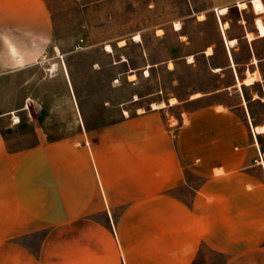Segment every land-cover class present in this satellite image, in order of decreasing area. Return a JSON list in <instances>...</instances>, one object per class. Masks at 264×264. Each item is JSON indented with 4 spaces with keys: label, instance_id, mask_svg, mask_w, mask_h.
Listing matches in <instances>:
<instances>
[{
    "label": "crops",
    "instance_id": "1",
    "mask_svg": "<svg viewBox=\"0 0 264 264\" xmlns=\"http://www.w3.org/2000/svg\"><path fill=\"white\" fill-rule=\"evenodd\" d=\"M53 35L43 0H0V264H200L204 248L219 264H264L263 59L250 47L241 70L213 67L226 85L100 129L55 127L29 108L53 81L40 60ZM28 108L32 139L9 149L3 124Z\"/></svg>",
    "mask_w": 264,
    "mask_h": 264
},
{
    "label": "rangeland",
    "instance_id": "2",
    "mask_svg": "<svg viewBox=\"0 0 264 264\" xmlns=\"http://www.w3.org/2000/svg\"><path fill=\"white\" fill-rule=\"evenodd\" d=\"M43 1L52 15L54 35L47 58L40 60L44 65L49 62L54 77L46 85L39 80L38 100L29 104L31 112L39 113L40 124L56 127L80 119L100 129L152 102L172 97L178 101L226 85L231 80L229 71L214 72L213 67H222L230 58L239 70L253 56L261 57L264 64V37H257L254 25L257 17L264 23V0ZM240 2L245 6L239 7ZM222 6L228 10L218 14L216 8ZM175 21L180 30H174ZM246 31L252 32L253 41L243 37ZM226 37H236L230 55ZM106 44L112 51L105 50ZM208 47L211 54L205 53ZM38 73L43 74L41 67ZM1 81L12 91L20 87V77L13 74ZM15 96L8 92L5 106L16 104ZM252 107L261 118L263 105L253 102ZM29 108L23 115L15 113L16 122L12 115L3 124L9 149L32 139L35 123ZM197 259L200 264H219L221 258L204 248Z\"/></svg>",
    "mask_w": 264,
    "mask_h": 264
},
{
    "label": "bare ground",
    "instance_id": "3",
    "mask_svg": "<svg viewBox=\"0 0 264 264\" xmlns=\"http://www.w3.org/2000/svg\"><path fill=\"white\" fill-rule=\"evenodd\" d=\"M238 5H239V7H244L245 3L244 2H240ZM227 8H228L227 6L218 7V8H216V11H217L218 14H225L227 12V10H228ZM254 23H255V27H256V29L258 31L259 36H264V23L262 22V20L259 17H257V18H255ZM226 25H227V23L223 24L224 27ZM173 27H174V30H180L181 29V25L177 21L174 22ZM247 36L249 38H251L252 34L251 33H247ZM181 37H183V36H181ZM227 44L229 46L234 45L235 44V39L227 40ZM105 50L107 52H110V51H112V48H111V46L109 44H106L105 45ZM205 53L206 54H211V47H208L206 49ZM188 58H189L188 61H191L192 57L189 56ZM219 69H220V67H214L215 71H217ZM131 76H133V74ZM254 79H259V73L256 72V71H255L254 74H251V75L248 74V77L245 78L244 83H251L252 80H254ZM196 94L197 93H195V95ZM134 99H137V96L134 95ZM175 101H176L175 97H172V98L169 99L170 103H174ZM151 105H152V107L157 108V107L165 106V103L163 101H160L158 103L153 102ZM124 113L127 114V111L124 110ZM256 129L258 131H261V132L264 130L262 126L261 127H256Z\"/></svg>",
    "mask_w": 264,
    "mask_h": 264
}]
</instances>
